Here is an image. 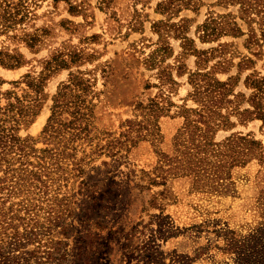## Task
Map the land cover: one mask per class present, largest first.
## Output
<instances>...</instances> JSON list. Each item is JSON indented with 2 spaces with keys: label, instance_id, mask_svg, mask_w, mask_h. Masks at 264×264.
Masks as SVG:
<instances>
[{
  "label": "rangeland",
  "instance_id": "obj_1",
  "mask_svg": "<svg viewBox=\"0 0 264 264\" xmlns=\"http://www.w3.org/2000/svg\"><path fill=\"white\" fill-rule=\"evenodd\" d=\"M73 76L89 130L44 141ZM16 97L0 264H264V0H0Z\"/></svg>",
  "mask_w": 264,
  "mask_h": 264
},
{
  "label": "trees",
  "instance_id": "obj_2",
  "mask_svg": "<svg viewBox=\"0 0 264 264\" xmlns=\"http://www.w3.org/2000/svg\"><path fill=\"white\" fill-rule=\"evenodd\" d=\"M6 64L13 65L14 63L7 61ZM26 77L27 85L38 92L40 84L34 82L30 75ZM85 88L83 80L77 76H73L68 83L62 85L60 91L53 98L51 114L43 129L44 141L48 140L47 138L58 136L65 141L73 140L74 137L80 136L83 131L89 130L87 125L76 124L78 119L81 121L85 116V111L82 110L83 102L78 100V97H82L81 94H85ZM74 90L80 91L81 94L72 93ZM70 95H75L76 99L73 100ZM30 108L29 105H24L18 97L14 101L8 99L5 105L0 106V169L4 172V175L0 176V233L2 229L4 232L8 230L16 218L14 214H9L12 211V206H5L12 193L20 192V190L15 189L21 185L20 178H14L16 170L22 167H13V161L25 165L29 162L30 153L37 151L28 141L29 137L22 138L16 132L18 124L27 121L26 117L34 115L35 112L31 111ZM68 111L71 119L64 120L62 114ZM66 146L65 148H67ZM42 151H45L47 155L50 152L48 148H43ZM50 153H52V149ZM39 157L44 160V155ZM13 226L14 232L17 233L18 228Z\"/></svg>",
  "mask_w": 264,
  "mask_h": 264
}]
</instances>
